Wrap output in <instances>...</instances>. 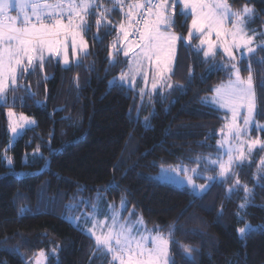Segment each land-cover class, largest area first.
<instances>
[{"label": "trees", "instance_id": "16d2710c", "mask_svg": "<svg viewBox=\"0 0 264 264\" xmlns=\"http://www.w3.org/2000/svg\"><path fill=\"white\" fill-rule=\"evenodd\" d=\"M228 3L233 10L253 7L256 23L264 24V0ZM109 19L118 25L122 13L113 10ZM89 23L93 27L85 40L90 55L79 68L65 71L53 59L43 72L37 69L20 81L36 96L27 98L20 88L15 91L18 101L11 106L17 113L33 117L36 125L8 148L14 167L3 159L10 144L9 106H0V264H35L41 250L45 253L42 264H109V256H97L95 239L63 218L64 206L74 203L73 197L95 203L97 189L116 206L125 197L127 210L133 211L135 218L143 217L148 229L167 234L174 225L175 243L170 244V250L175 264H190L184 259L183 245L199 249L192 253L194 264H264V231L248 232L243 239L238 231L248 225L253 229L264 226V179H260L264 173H258L264 151L256 150L250 162L236 169L241 184L253 190L244 209L239 208L245 202L242 188L226 198L236 177L214 185L202 199L195 200L185 187L149 179L155 178L161 167H198L197 157H217V141L225 126L223 113L206 107L201 99L212 94L221 81H227L226 72H208L202 54L197 58L180 42L171 79L183 90L164 91L166 99L157 90L151 99L145 96L142 100L139 90L109 86V81L128 70L127 58L121 51L116 57L118 63L109 67L108 53L116 31L102 27L98 32L102 40L95 41V17H90ZM174 30L187 35L183 17L176 18ZM216 59L224 60L223 55ZM241 65V73L246 76L247 62ZM253 68L258 83L264 69L259 64H253ZM20 97H25L23 106ZM258 107V117L264 122V95L259 91ZM139 112L142 116L155 113L149 119L150 128L137 121ZM254 134L264 139V131ZM41 154L45 159H33ZM25 157L31 159L25 162ZM47 159L49 167L41 170ZM15 169L29 172L20 175ZM208 173L215 174H204ZM195 180L207 183L203 178ZM106 185L111 187L104 191ZM80 187L84 191L78 192ZM22 208L31 211L21 216ZM84 210L91 209L84 205L67 214Z\"/></svg>", "mask_w": 264, "mask_h": 264}, {"label": "snow or ice", "instance_id": "6c2138e0", "mask_svg": "<svg viewBox=\"0 0 264 264\" xmlns=\"http://www.w3.org/2000/svg\"><path fill=\"white\" fill-rule=\"evenodd\" d=\"M13 9L17 12L15 16L10 15ZM116 9L122 13L118 25H114L109 19ZM254 15L255 10L247 5L242 10H233L228 0H0V106H8L9 91L15 92L20 88L26 92L27 98L34 99L36 93L20 81L27 75L35 74L37 69L43 72L45 65L53 59L58 64L62 63L65 71H70L73 66L79 68L82 60L90 55L88 42L85 40V35L93 27L89 23L90 17H95V41L102 40L98 35L102 27L109 30L114 28L116 31L108 53L109 67L118 63L116 57L121 51L127 58L128 70L109 81V86L134 89L136 78L140 76L144 81V87L139 90L142 100L145 96L151 99L158 89L160 92L157 94L165 99V90H183L181 85L174 86L170 83L171 75L174 74L177 44L183 42L197 58L202 53V62L208 65V72H226L227 81H221L215 86L212 89L213 95L202 98L201 103L216 110L226 109L231 113V119L221 129L222 139L217 141L220 154L216 159H211V155L203 158L202 170L199 169L202 160L197 157L195 163L198 167L188 168L182 164L161 167L158 176L179 179L193 200L202 199L214 185H222L236 177L227 189L226 198L242 188L245 202L239 208L244 209L250 202L253 190L241 184L236 169L242 168L255 150L264 151V139L260 136L252 138L250 135L253 130L264 131V124L256 120V116L260 114L258 91L264 95V75L255 83L253 68V64H259L264 69V56H259V53H264V39L257 42L258 36L264 37V32L257 34L247 27ZM178 16L183 17L187 25L186 36L174 30ZM193 40H198L199 43L192 44ZM221 49L225 59L217 61L216 57ZM244 61L247 62L246 76L241 75V62ZM90 68L94 70V66ZM191 78L190 70L189 82ZM43 79L47 81L49 77L45 75ZM149 79L151 89L146 91ZM75 83L79 88L78 77ZM19 99L23 106L25 97ZM15 101L16 97H13V106ZM34 102L38 106L42 105L39 100ZM154 114L153 112L152 115ZM6 115L12 139L36 125L35 119L23 113L17 114L12 106L8 107ZM241 117L242 124L238 122ZM137 121L139 122L138 115ZM144 126L151 127L148 117L144 119ZM7 151L5 149L3 159L8 166H12L13 159L7 155ZM36 151L39 152V148ZM37 158L45 159L42 154L39 157L34 155L33 159ZM207 172H214L215 175L205 176L204 173ZM258 173H264V157L260 159ZM194 177L205 178L207 183L197 185ZM260 179H264V176H260ZM110 187L111 185H106L104 191ZM82 191V187L78 188V192ZM99 193L100 189H97L95 203L89 199L76 200L73 197L75 202L64 206L63 218L78 230L87 231L94 237L96 249L111 256L109 264H175L170 250V244L175 243L172 239L174 225L164 234L159 230L154 232L148 229L143 217L132 221L134 213L122 220L121 211L127 210V199L121 198L119 210L115 204H107V211H104L102 205L106 201ZM81 205L90 208L91 212L83 211L79 216L67 214L79 210ZM30 211L22 208L19 214L23 216ZM101 214L106 217L104 221L97 218ZM81 220L91 223L92 227L81 228ZM108 220L111 222L108 223ZM97 230L100 234H97ZM256 230L264 231V226L253 229L248 225L238 229L241 239L246 233ZM181 247L184 259L194 264L195 257L192 253L199 249L188 245ZM14 251L18 252V249ZM44 258L45 253L41 250L35 264H42Z\"/></svg>", "mask_w": 264, "mask_h": 264}, {"label": "rangeland", "instance_id": "374dc122", "mask_svg": "<svg viewBox=\"0 0 264 264\" xmlns=\"http://www.w3.org/2000/svg\"><path fill=\"white\" fill-rule=\"evenodd\" d=\"M248 7H251V6H248ZM251 8H253V7H251ZM254 9V8H253ZM255 10V9H254ZM10 15H13V16H15V15H17V12L15 11V9H13V10H11L10 11ZM256 16H257V13H256V11H255V15H254V17H253V19L251 20V21H249V23H248V25H247V27L250 29V30H254L257 34H259V33H261V32H264V24H258V23H256V21H255V18H256ZM182 35V34H181ZM215 37L213 36V39H214ZM262 39H264V37H259L258 36V40H257V42H259V40H262ZM192 43H194V44H198L199 43V41L197 40V41H192ZM179 45H180V42H178V44H177V52H178V47H179ZM202 54V53H201ZM218 55H223V53H222V49L221 50H219V54ZM217 55V56H218ZM237 55H239V54H237ZM176 56H177V53H176ZM203 56V55H202ZM69 57H70V60L72 59V57H71V49L69 48ZM223 59H225V57L223 56ZM61 65L63 66V64L61 63ZM64 67V66H63ZM174 67H175V63H174V65H173V70H174ZM241 75H242V73H241ZM120 76V75H119ZM118 76V77H119ZM243 76V75H242ZM226 82V81H225ZM170 83H172L174 86H175V84H174V82L172 81V79L170 80ZM144 87V81H143V79H142V77H140V76H137V78H136V84H135V88H134V90H140V88H143ZM151 89V79H149V82H148V87H147V89H146V91L147 90H150ZM159 90V89H158ZM165 91H168V90H165ZM213 95V93L212 94H210L209 96H208V98H210L211 96ZM13 97H16V101H15V103L18 101V98H17V96H16V94H15V92H11V91H9V93H8V95H7V100H8V106H11V105H13L12 104V101H13ZM14 110V109H13ZM7 111H8V109H7ZM15 111V110H14ZM220 112H222L223 113V117H224V121H225V124L231 119V113L230 112H228L226 109H220L219 110ZM16 112V111H15ZM17 113V112H16ZM153 113V112H152ZM152 113L151 112H148V113H146L144 116H142V114H141V112H139L138 113V116H139V119L144 123V119H145V117H148L149 119L151 118V116H152ZM17 114H19V113H17ZM31 118H33V117H31ZM135 118H137V115L135 116ZM7 119H8V117H7ZM34 119V118H33ZM256 120L260 123V124H264V122H262V121H260V119H259V117H258V115L256 116ZM239 123H241L242 124V117H241V119L238 121ZM35 126V125H34ZM34 126H32V127H34ZM31 127V128H32ZM28 129H30V128H28ZM27 130V129H26ZM26 130H24V131H22L21 132V134L19 135V136H17L15 139H12V134L10 133V144H9V146L7 147V149L9 148V149H11L13 146H14V144L16 143V141L25 133V131ZM225 131H226V129H225ZM254 132H257V131H255V130H253V131H251V133H250V135H251V137L252 138H255V137H257L255 134H254ZM260 133V132H259ZM222 139V132H221V134H220V139L219 140H221ZM218 150H219V146H218ZM258 150V149H257ZM255 152H256V150L254 151V153H253V155L250 157V160L249 161H247V162H250L251 161V159L253 158V156H254V154H255ZM218 154H220L219 152H218ZM216 157V156H215ZM217 158V157H216ZM216 158H211V159H216ZM225 159H227V157L225 156L224 157ZM31 158H27V157H25V162H27V161H29ZM247 162H245V163H247ZM6 164H7V161H6ZM178 165H181V164H178ZM183 165V164H182ZM175 166H177V165H175ZM175 166H170V167H175ZM184 166H186V167H188V168H195V167H190V166H187V165H184ZM9 167H14V164L12 165V166H9ZM49 167V159H47L46 160V162H45V164L43 165V167H42V169L41 170H45V169H47ZM164 168H168V167H164ZM202 168H203V160H202V162H201V164L199 165V169H201L202 170ZM15 172H18V173H20V175H25L26 173H28L29 171L28 170H24V169H20V170H17V169H15ZM160 172H161V170H160ZM159 172V173H160ZM159 173H157L156 175H155V178H157L158 180H160V181H163V182H167V183H170V184H173V185H176V186H179V187H184L181 183H180V181H179V179H177V178H166V177H159L158 176V174ZM214 173V172H213ZM205 176H207V175H215V174H204ZM183 177V173H181V178ZM203 179H205V178H203ZM194 181H195V183L197 184V185H199V184H205V183H200V182H197L196 180H195V177H194ZM205 182H207V180L205 179ZM100 196H102V195H100ZM104 199H105V201H106V203H104L103 205H102V207H103V209H104V211H107V204H112V203H110V202H108L107 201V199H106V197L105 196H102ZM81 207L82 208H84V205H81ZM127 207H128V204H127ZM116 208L119 210V208H120V205H118V206H116ZM84 211H87V212H91V210H84ZM81 212H83V211H80V212H78V213H73L71 216H79L80 214H81ZM130 213H133V211H131V212H129L128 210H123V211H121V219L122 220H125V219H127L128 217H129V214ZM98 220H100V221H104L105 219H106V217H105V215H103V214H101V215H99L98 217ZM137 218H139V217H137ZM137 218H135L133 215L131 216V220L132 221H135ZM111 221L110 220H108V223H110ZM146 225V224H145ZM80 227L81 228H84V229H87V228H91L92 227V224L91 223H85L83 220H81L80 221ZM146 227H147V225H146ZM148 228V227H147ZM104 231H106V229H104ZM88 235H90L87 231H85ZM155 232V231H154ZM97 234H100V231L99 230H97ZM94 238V237H93ZM95 239V238H94ZM54 254H56V252H53ZM98 253V255L97 256H101V254H103L101 251H99V252H97ZM104 255V254H103ZM107 256H109L110 258H111V256L110 255H107ZM111 260V259H110Z\"/></svg>", "mask_w": 264, "mask_h": 264}]
</instances>
